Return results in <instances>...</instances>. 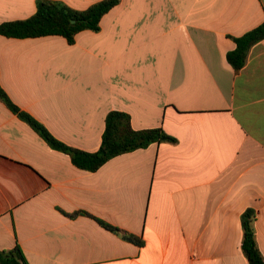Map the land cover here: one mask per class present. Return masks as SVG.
<instances>
[{
	"label": "crops",
	"instance_id": "crops-1",
	"mask_svg": "<svg viewBox=\"0 0 264 264\" xmlns=\"http://www.w3.org/2000/svg\"><path fill=\"white\" fill-rule=\"evenodd\" d=\"M37 1L0 0V24ZM263 22L264 0H119L73 44L0 35L1 88L56 140L97 151L111 111L174 139L87 172L0 102V250L27 264H248L251 210L264 259V39L240 70L226 60Z\"/></svg>",
	"mask_w": 264,
	"mask_h": 264
},
{
	"label": "trees",
	"instance_id": "trees-1",
	"mask_svg": "<svg viewBox=\"0 0 264 264\" xmlns=\"http://www.w3.org/2000/svg\"><path fill=\"white\" fill-rule=\"evenodd\" d=\"M119 3V0H101L84 10H75L61 2L38 0L32 16L24 20L0 24V35L6 38H37L43 36H61L68 44H73L75 36L84 30L98 32L101 18ZM264 39V22L244 35L233 38L235 48L226 55L227 62L238 71L245 62L250 48ZM0 102L19 119L29 125L53 150L67 155L78 169L95 172L113 157L145 149L150 144L174 142L160 129L134 130L127 114L111 111L105 118L100 146L95 152H85L72 148L56 140L36 120L20 111L8 98L0 86ZM254 213L247 210L241 216L242 239L240 250L248 264H264L253 230ZM99 224L110 231L120 232L123 239L135 245L141 242L136 237L123 233L102 221ZM0 264H27L22 251L15 246L10 250H0Z\"/></svg>",
	"mask_w": 264,
	"mask_h": 264
}]
</instances>
